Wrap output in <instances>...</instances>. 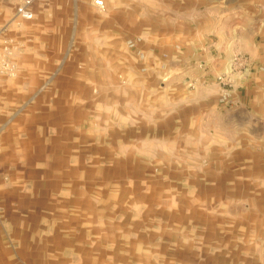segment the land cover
<instances>
[{
    "label": "rangeland",
    "instance_id": "374dc122",
    "mask_svg": "<svg viewBox=\"0 0 264 264\" xmlns=\"http://www.w3.org/2000/svg\"><path fill=\"white\" fill-rule=\"evenodd\" d=\"M19 1L0 95L47 92L15 84L31 67L87 82L70 160L0 171V264H264V0Z\"/></svg>",
    "mask_w": 264,
    "mask_h": 264
},
{
    "label": "crops",
    "instance_id": "0c3cea01",
    "mask_svg": "<svg viewBox=\"0 0 264 264\" xmlns=\"http://www.w3.org/2000/svg\"><path fill=\"white\" fill-rule=\"evenodd\" d=\"M48 70L46 66L31 67L28 78L16 79L15 84L22 86L50 85L47 92H39L23 111L16 112L25 100L24 87L17 88L16 98L0 95V171L13 173L16 181L28 180L33 184L35 177L40 179V176L46 180L55 167L70 160L57 156L65 148L64 142L57 144V133H70L72 116L82 115L81 107L73 109L72 85H83L87 80L81 72L51 75ZM74 93L76 98L78 91L75 89ZM77 98L81 103L82 96L78 94Z\"/></svg>",
    "mask_w": 264,
    "mask_h": 264
},
{
    "label": "built area",
    "instance_id": "2783aa9c",
    "mask_svg": "<svg viewBox=\"0 0 264 264\" xmlns=\"http://www.w3.org/2000/svg\"><path fill=\"white\" fill-rule=\"evenodd\" d=\"M37 0H20L15 6V14L20 19H31L33 17V4ZM92 5L99 11L105 7L104 0H92ZM6 53V52H5ZM0 71L12 72V66L5 58L4 54L0 52Z\"/></svg>",
    "mask_w": 264,
    "mask_h": 264
}]
</instances>
